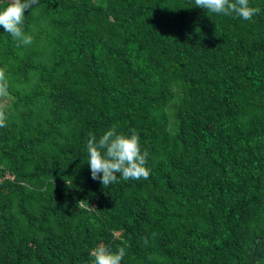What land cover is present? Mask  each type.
Returning <instances> with one entry per match:
<instances>
[{
  "label": "trees",
  "instance_id": "trees-1",
  "mask_svg": "<svg viewBox=\"0 0 264 264\" xmlns=\"http://www.w3.org/2000/svg\"><path fill=\"white\" fill-rule=\"evenodd\" d=\"M250 6L40 0L30 45L0 27V264H91L101 243L122 264H264V0ZM114 124L139 133L148 179H92L88 134Z\"/></svg>",
  "mask_w": 264,
  "mask_h": 264
},
{
  "label": "clouds",
  "instance_id": "clouds-1",
  "mask_svg": "<svg viewBox=\"0 0 264 264\" xmlns=\"http://www.w3.org/2000/svg\"><path fill=\"white\" fill-rule=\"evenodd\" d=\"M39 5L40 0H9L8 6L0 10V27L23 45H30L33 37L25 34L23 29L25 12ZM195 5L210 13L235 15L244 20H251L261 11L259 7L250 6V0H195ZM8 86L6 67H0V97L7 96ZM7 120V113L0 106V128L7 127ZM87 152L91 177L99 180L105 188L118 181V174L125 181L148 179L150 176L147 167L149 153L147 149L142 151L140 135L135 129L126 135L118 133L117 125L114 124L99 138L89 132ZM144 243H148L147 237ZM125 255L124 247L113 250L103 243L90 251L93 258L91 264H122Z\"/></svg>",
  "mask_w": 264,
  "mask_h": 264
},
{
  "label": "rangeland",
  "instance_id": "rangeland-1",
  "mask_svg": "<svg viewBox=\"0 0 264 264\" xmlns=\"http://www.w3.org/2000/svg\"><path fill=\"white\" fill-rule=\"evenodd\" d=\"M0 105H2V104H0ZM3 106V105H2Z\"/></svg>",
  "mask_w": 264,
  "mask_h": 264
}]
</instances>
